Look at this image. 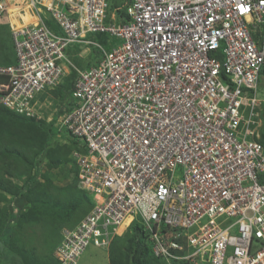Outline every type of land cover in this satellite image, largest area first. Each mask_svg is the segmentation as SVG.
<instances>
[{
	"label": "built area",
	"instance_id": "2783aa9c",
	"mask_svg": "<svg viewBox=\"0 0 264 264\" xmlns=\"http://www.w3.org/2000/svg\"><path fill=\"white\" fill-rule=\"evenodd\" d=\"M117 2L0 0L19 17L0 104L42 117L77 72L49 119L94 205L54 256L79 264L139 220L168 264H264V0Z\"/></svg>",
	"mask_w": 264,
	"mask_h": 264
},
{
	"label": "trees",
	"instance_id": "16d2710c",
	"mask_svg": "<svg viewBox=\"0 0 264 264\" xmlns=\"http://www.w3.org/2000/svg\"><path fill=\"white\" fill-rule=\"evenodd\" d=\"M3 24L6 23H0V65H10L17 62V53L13 32ZM96 57H99V52L97 56L92 54L88 57L90 60H86L85 66L91 65L93 59H98ZM76 76V70H71L53 91L58 96L59 105L67 101ZM21 126H33L42 133L31 137L20 129ZM59 134L53 123L28 117L0 104V203L8 193L18 195L21 192L13 177L22 173L30 175L26 182L30 185L28 191L21 195L25 197L23 209L10 213L6 204L0 205V248L11 251L13 264H59L54 251L63 239L62 232L52 244L54 248L49 257L38 254L35 248L27 250L26 243L31 238L28 236L26 240L24 234L29 229L37 234L47 229L54 231L55 227L60 229L61 224L66 222H69V227H74L94 205L91 195L79 186L78 167L72 156L73 151L79 148L76 141L71 140L64 146L48 150V167L57 168L63 162L72 163L71 183L59 186L47 173L42 176L36 154L40 152L39 147L43 149L48 138ZM7 230L9 237L4 245L2 242ZM108 250L110 264H168L154 254L153 243L139 220H135L125 233L116 236Z\"/></svg>",
	"mask_w": 264,
	"mask_h": 264
},
{
	"label": "rangeland",
	"instance_id": "374dc122",
	"mask_svg": "<svg viewBox=\"0 0 264 264\" xmlns=\"http://www.w3.org/2000/svg\"><path fill=\"white\" fill-rule=\"evenodd\" d=\"M114 2H117V0H114ZM28 14L29 13H24V16H26V20H30ZM15 15L18 16L17 15V9L13 8L10 10V15L9 16L8 15L3 16L2 20L0 21V23H6L3 25H8L10 32L12 31L13 26L16 27L19 24V21L17 20L19 17L17 18ZM13 22H14V24H13ZM102 37L103 36L98 34V33H94L92 35V38L96 42H101L108 49H110L113 45H117L120 42L119 39H115L112 44H108V43H105L104 41H102ZM74 48H76V47H74ZM91 49H92V52H90V53L97 56L98 51L96 49H94L93 47ZM85 53H86L85 55H88V57H89V55H91V54H89V52L87 50ZM96 58H98V57H96ZM86 60H87V58L82 59V58L75 57V61H76V64L78 66H85L86 62H87ZM92 61L94 63L96 61V59H93ZM260 89H262V91L264 93V83L263 82L260 84ZM42 102H43L42 108H41V110L43 112L42 117L36 116L34 118H36L37 120H44L47 123H52L49 118L54 117V112H55L56 108L60 107L58 96L56 95L55 92H52L50 94H46L43 97ZM20 129H22L23 131L30 134L31 137L36 136V135L39 136L42 133L39 128H33V126L32 127L31 126L30 127H27V126L22 127L21 126ZM66 135H68V133L63 132L61 135L59 134L57 137L48 138L45 142L43 149L41 147H39L38 151H40V152L36 154L38 166L41 167V170H42V176H43V173H45V174L47 173L48 175H50V177H52L54 183L56 185H59V186H63V185H67V184L71 183L72 173H73L72 172V163L63 162L57 168H51V166L48 167V165H47V163L49 164V161H48V153L49 152H48V150L53 148V147L64 146L67 142H69V139H66ZM29 176H30L29 174L22 173L16 177H13V181L19 187L21 192L18 195L8 193L6 195V199L0 203V205L6 204L9 208L10 213H12V212L15 213L16 211L19 212L20 209H23L25 197L24 196L21 197V195L26 194L28 191V187L30 185L27 184L26 182L28 181ZM39 176L41 177V175H39ZM17 203H18V208H17ZM68 223L69 222L61 224L60 229H57V227H55L54 231L47 229L45 232H42V234L41 233H39V234L34 233L33 231H31V229H29L28 231H26V233L23 236L24 238H26V237L28 238V236L31 238V239H28V241L26 243V246L28 247L27 250L32 251L35 248L36 252L38 254H42L45 257H49L50 254L52 255L53 248H54L52 246V244L58 238L57 236L61 235V232H63V229L65 227L70 226V224H68ZM8 237H9V231L7 230L4 234V238H3L4 241L2 242L4 245H6V240L8 239ZM27 238H26V240H27ZM107 252H109V250L106 249L105 247H97L93 244H90L86 248L83 255L80 257L79 264H110L109 260H108ZM10 253H11V251L8 249L3 248V247L0 248V264H13L11 257H10Z\"/></svg>",
	"mask_w": 264,
	"mask_h": 264
},
{
	"label": "crops",
	"instance_id": "0c3cea01",
	"mask_svg": "<svg viewBox=\"0 0 264 264\" xmlns=\"http://www.w3.org/2000/svg\"><path fill=\"white\" fill-rule=\"evenodd\" d=\"M13 24H14V22H13ZM107 256H108V260H109V263H110V259H109V252H107Z\"/></svg>",
	"mask_w": 264,
	"mask_h": 264
}]
</instances>
